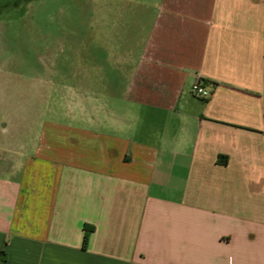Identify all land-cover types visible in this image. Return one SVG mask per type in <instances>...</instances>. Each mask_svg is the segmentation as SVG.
I'll return each mask as SVG.
<instances>
[{
    "label": "crops",
    "instance_id": "0c3cea01",
    "mask_svg": "<svg viewBox=\"0 0 264 264\" xmlns=\"http://www.w3.org/2000/svg\"><path fill=\"white\" fill-rule=\"evenodd\" d=\"M102 26L95 119L0 170V264H264V0H104Z\"/></svg>",
    "mask_w": 264,
    "mask_h": 264
},
{
    "label": "rangeland",
    "instance_id": "374dc122",
    "mask_svg": "<svg viewBox=\"0 0 264 264\" xmlns=\"http://www.w3.org/2000/svg\"><path fill=\"white\" fill-rule=\"evenodd\" d=\"M103 8L104 0H0V170L17 163L40 121L95 119L98 85L73 79L85 60L98 65Z\"/></svg>",
    "mask_w": 264,
    "mask_h": 264
},
{
    "label": "built area",
    "instance_id": "2783aa9c",
    "mask_svg": "<svg viewBox=\"0 0 264 264\" xmlns=\"http://www.w3.org/2000/svg\"><path fill=\"white\" fill-rule=\"evenodd\" d=\"M193 91L199 96L206 98L210 96L211 92L208 90L201 81H196L193 85Z\"/></svg>",
    "mask_w": 264,
    "mask_h": 264
},
{
    "label": "trees",
    "instance_id": "16d2710c",
    "mask_svg": "<svg viewBox=\"0 0 264 264\" xmlns=\"http://www.w3.org/2000/svg\"><path fill=\"white\" fill-rule=\"evenodd\" d=\"M92 231V229L88 228L85 232V238H84V244H87L88 242V237H89V232Z\"/></svg>",
    "mask_w": 264,
    "mask_h": 264
}]
</instances>
